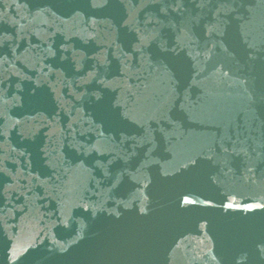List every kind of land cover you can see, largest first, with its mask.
<instances>
[{"label":"water","instance_id":"obj_1","mask_svg":"<svg viewBox=\"0 0 264 264\" xmlns=\"http://www.w3.org/2000/svg\"><path fill=\"white\" fill-rule=\"evenodd\" d=\"M0 264H264V0H0Z\"/></svg>","mask_w":264,"mask_h":264}]
</instances>
